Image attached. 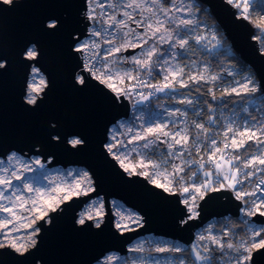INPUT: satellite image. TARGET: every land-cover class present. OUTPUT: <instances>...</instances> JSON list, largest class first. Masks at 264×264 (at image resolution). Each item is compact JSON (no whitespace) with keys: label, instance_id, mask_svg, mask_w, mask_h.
Instances as JSON below:
<instances>
[{"label":"water","instance_id":"water-1","mask_svg":"<svg viewBox=\"0 0 264 264\" xmlns=\"http://www.w3.org/2000/svg\"><path fill=\"white\" fill-rule=\"evenodd\" d=\"M213 15L233 50L254 72L264 94V55L254 37V26L239 18L226 0H198ZM87 0H13L0 3V57L6 70L0 71V157L12 150L38 154L47 166L78 165L91 175L94 191L73 196L39 222L37 245L23 255L10 248L0 249V264H91L109 251L124 254L135 238L152 234L188 246L197 229L208 221L226 216L239 217L241 202L232 191H208L197 203L198 215L190 212L174 192H164L143 176L129 175L105 149L109 129L130 113V101L112 93L88 76V86L74 84L82 72V57L75 42L87 35L90 23L85 15ZM53 18L62 23L57 31L45 30ZM34 45L36 61L23 53ZM137 51L129 48L125 55ZM44 74L47 87L36 105L27 104L32 66ZM70 137L84 140L72 147ZM50 158V159H49ZM49 159V160H48ZM102 197L104 213L100 228L85 219L78 223L80 209L90 199ZM111 199L122 201L140 215L142 226L119 230L114 224ZM264 225V217H251ZM186 221V222H185ZM253 264H264V250L253 253Z\"/></svg>","mask_w":264,"mask_h":264},{"label":"snow or ice","instance_id":"snow-or-ice-1","mask_svg":"<svg viewBox=\"0 0 264 264\" xmlns=\"http://www.w3.org/2000/svg\"><path fill=\"white\" fill-rule=\"evenodd\" d=\"M226 2L239 10V18L252 22L256 28L264 32V23L253 20L248 13L249 0H226ZM0 3L11 5L13 0H0ZM88 4L86 16L93 23V27L89 39L83 42H75L73 48V51L83 58L82 72L75 76L74 84L87 87L88 77L83 74L86 72L88 76L105 85L117 98L130 96L132 92H135L141 99L147 100L152 93L149 92L148 95H144L137 91L138 88L148 87L155 92L163 93L166 90L175 89L177 85L179 88H190L192 84L199 85L202 81L223 80V77L218 74L209 73L206 75L205 73L208 71L206 66L199 72L185 73V67L179 63L170 64V61L176 60L177 50L187 51L191 48L190 42H194L196 45L204 44L205 47L208 44L216 47L220 43L214 31L210 30V35L200 31L205 26L198 18L197 14L201 9L194 3V0H120L118 3L109 2L107 4V8L112 9L111 12L107 11L104 0H88ZM98 8L101 10L100 12H97ZM129 9L131 11H128ZM131 24H135L136 27H131ZM103 25L107 26L104 27ZM59 27H62V23L58 21V18H53L46 24L45 30L55 32ZM137 29H143V31ZM93 37H99L101 40L97 41L92 39ZM255 39L264 45V35L256 36ZM102 44L108 45V47L104 50L101 59ZM161 44L168 45L167 54L161 52L158 47ZM129 48H140L142 50L140 56L128 58L120 55ZM38 55L39 53L34 46L26 48L23 53L24 58L28 61H36ZM261 55H264V51L261 52ZM127 63H131L134 67L123 68V64ZM157 66H160L163 72V82L152 84L145 80L141 73L152 77ZM194 66L195 63H193ZM4 70H6V58L0 57V71ZM32 71L39 74L40 69L33 67ZM239 74L242 73L227 72L228 76L233 77V81L229 87L221 91V103L224 102L225 96H254L260 92V85L255 81L253 75H245L242 80H238L235 77ZM126 80L134 83L126 85ZM40 85L39 88L29 85L32 94L28 96L27 104L36 105L38 103L36 93L47 87V82L43 76L40 77ZM196 92H200L199 87L196 88ZM207 92L214 101L217 100L212 88H208ZM178 103L192 105L194 100L185 97L180 99ZM208 110L209 112L213 111L211 104L208 105ZM244 111L247 112L248 110L245 108ZM177 113L182 116L187 115V112H182L179 108L172 110L169 115L176 116ZM196 115H200V113L197 112ZM208 121L213 125L217 123V119L213 116H209ZM192 123L195 129L207 136L210 129L205 127L204 123L198 121ZM166 128L167 125L162 123L149 126L142 133L134 134L126 143L113 135L112 140L115 142H110L104 147L107 153L118 161L124 172L130 176H143L157 188L169 193L173 192V186H181V194H190L183 201L185 205H189V199L195 201L197 199L196 194H199V198L203 199L204 194L208 191H232L235 199L245 205L241 209L245 216L264 217V120H257L255 116H252L251 120L245 119L242 124L235 120L229 122L223 132L222 147L217 145V140L214 138L205 145L206 149L209 147L211 149L207 163L212 164L214 172L211 170L204 171L203 180L200 179L197 172H191L188 179L192 183L189 186H183L187 175L185 167L173 164V171L169 173L167 167H162L161 163L154 162L146 153H140L141 159L136 164L130 161L129 152H136V149L129 150L128 145L133 144V142L144 141L143 149H149L161 137L165 138L169 157H183V151H173L177 145L185 150L191 146H196V151L199 153L198 136L192 140L190 145L187 127L178 128L175 131H169ZM127 131L132 132V129L129 128ZM150 137L152 139H149ZM68 143L75 148L84 144V140L74 138ZM253 144L256 152L249 154V149ZM7 159L8 165H4L3 161H0V186H2V190H0V212L8 213L10 218L0 219V249L10 248L23 255L29 251V248H34L37 245L36 237L40 233L39 222H51L50 219L46 220L49 212H55L61 203L71 200L73 196L87 195L88 192L94 191V188L88 172L85 171L82 175L76 174L81 176V180H77L76 184L70 186L66 192L64 188L57 185L51 189V192L42 193L40 189L33 190L31 185L25 183L24 188L29 192L35 191V195L24 197L19 186H13V179H21L17 167L27 171L28 166L21 164L15 154L9 155ZM126 161L129 162L126 163ZM167 162L165 160L163 164H167ZM35 163L40 164V161L36 160ZM195 163H199L201 169L204 168L202 162L184 161L185 166ZM189 171H191L190 168ZM181 173H185V175H181ZM257 173L260 174L259 181L250 191L246 182L256 177ZM8 189H12L11 195H5ZM52 193L65 194L53 195ZM2 201L8 203L5 204ZM26 205L30 206L25 207ZM17 207L21 209V212L14 210ZM101 207L103 206L101 205ZM24 212L28 215H23ZM99 215L100 213L97 212V216ZM197 215L198 213H195L189 218L193 219ZM129 218L132 219L131 216ZM87 219L91 220L93 216L88 214ZM85 222V218L78 220L80 225H85ZM133 222L142 226L139 218H135ZM100 226L98 221L95 227L100 228ZM116 227L134 230L128 228V225L117 224ZM22 231L24 235H18ZM231 235L232 233L227 229L222 231L219 236L213 234L200 235L199 242L194 243L190 249L191 264H253V253L264 250V225L255 229L250 228L245 236L230 239ZM131 251H142V249L134 248ZM156 251L180 252L182 249L158 247ZM179 264H185V260L180 259Z\"/></svg>","mask_w":264,"mask_h":264},{"label":"rangeland","instance_id":"rangeland-1","mask_svg":"<svg viewBox=\"0 0 264 264\" xmlns=\"http://www.w3.org/2000/svg\"><path fill=\"white\" fill-rule=\"evenodd\" d=\"M238 10V9H237ZM128 11H131L130 9ZM239 12V11H238ZM248 13L251 15L252 19L264 23V0H257L255 3L252 0H249L248 3ZM139 18V17H137ZM206 26L205 24H202ZM131 27H136L135 24H131ZM207 27V26H206ZM205 29V27H202ZM138 31H143V29H137ZM211 28L207 27V35H210ZM82 40V39H81ZM80 40V41H81ZM151 43V41H150ZM34 45H30L28 48L33 47ZM35 47V46H34ZM159 48L163 47L161 52L167 54L168 53V45L167 44H161L158 45ZM141 49L137 48V51L130 55H125V52H122L120 55L124 57L131 58L132 56L139 57L141 54ZM176 63H179L181 66L182 64L176 57L175 61H170V64L174 65ZM37 67L35 65L32 66ZM134 66L131 63L123 64V68H133ZM192 69L185 71V73L188 72H199L204 67L205 64L193 67V64H191ZM207 67V66H206ZM31 68V73L29 75L28 80V86H27V92L25 94V98L27 99L28 96L31 93L29 85H33L36 88H39L40 85V77L43 76L45 79L44 74L40 71L39 74L33 73ZM38 68V67H37ZM157 72L160 71L161 75L163 76V72L161 71V67H156ZM208 70V69H207ZM210 71H207L205 73L206 75L209 74ZM211 74V73H210ZM214 74V73H213ZM245 76V75H244ZM243 77H240V80H242ZM46 80V79H45ZM129 81L126 80L125 84H127ZM41 92L36 93L37 96L40 95ZM163 95L166 97H169L171 101H161L160 103L152 105V107H142L139 108V104L145 102L146 100H143L141 98L138 99H131L133 105H137L138 109L133 111L130 118L126 119H120L114 124L111 125L108 133V140L106 144L110 142H115L112 140L113 135L116 136V138L120 141H124L125 143L127 140L131 139V137L136 133H142L144 129H146L149 126H155L156 124H165L167 125L166 130L169 131H175L178 128L183 129L187 127L188 129H192L194 131V134L190 135V141L189 144H192V140L196 139L198 136V146H199V153L196 151V146H191L187 150L182 148L180 145H177L173 151H183L184 155L182 158H172L168 156V147L167 143L165 142V138L161 137L160 140L156 141L155 144L149 148V149H143L142 145L144 141H137L133 142V144L128 145V149L135 148L136 152H129L130 161L133 164H136L139 159H141L140 153H146L147 156L153 160L154 162L161 163L162 167H167V170L169 173L173 171L172 165L177 164L181 167H185V170L190 167H198L200 168V165L196 166L197 163L191 164L188 166H185L184 161L185 160H195L199 161L201 159L202 155L209 154L211 151L210 147L206 149L205 145L209 144L210 139L214 138L217 140V145L220 146V144H223V132L225 131V126L233 120L227 116L225 119L223 118L222 113H218V116L220 118V125L221 130L219 136L211 135L210 133L207 134V136L202 133L200 130L195 129L193 125V121H198L205 124V127H207L205 120L201 117L202 107L196 106V97H193L190 93L184 92L182 88H179L177 85L175 89L166 90L163 92ZM190 98L194 100V103L192 105L188 104H181L178 103V101L182 98ZM181 109L182 112H187L186 116H182L179 113H177L176 116H170L169 113L174 109ZM199 112L200 115H196V113ZM193 115V116H192ZM223 122V126H222ZM131 128L132 132H128L127 129ZM208 128V127H207ZM210 129V128H209ZM211 131V130H210ZM77 137H70L69 140L74 139ZM149 139H152L151 137ZM170 142V140H169ZM222 147V146H221ZM189 153H191L189 155ZM15 154L17 159L21 162V164H27L28 170L24 171L23 168L17 167V171L21 175L20 180L13 179V186H19L20 192L23 193L24 197H33L35 195V191L29 192L27 189L24 188V184L28 183L31 185L33 190L40 189L42 193L44 192H51V189L59 185L60 187L65 189V192L69 189L70 186H74L77 182V180H81V176L76 175L77 173H80L82 175L83 172H88V170L83 166L78 165H69L66 167H63L61 165H54V166H47L46 161H43L41 159V156L38 154H30L26 155L24 153H19L15 150L10 151L6 154L4 157H0V161H3L4 165H8L9 161L7 157L9 155ZM50 159V158H49ZM48 159V160H49ZM36 160L40 161V164L35 163ZM168 161L167 164H163V161ZM129 161H126L128 163ZM201 162V161H199ZM139 170V169H138ZM208 169L202 168L201 169V180H203V172ZM149 171L151 169L149 168ZM90 178L91 175L88 172ZM181 175H185L184 173H181ZM191 176V174H188L185 177V183L183 186H189L191 185L192 181L188 179V177ZM92 180V178H91ZM83 184V181H81ZM0 190H2V186H0ZM179 192L181 194V186H173V192ZM12 189H8L5 192V195H11ZM53 195H63L65 193H52ZM189 193L181 194V198L184 201L186 198L189 197ZM197 195V199L195 201H192L189 199V212L190 216H193L197 212V202L199 198V194ZM3 203L7 204V201H2ZM103 201L101 196H97L95 198L90 199L88 202H86L83 207L80 209L78 213L77 220L81 218H87L88 214H91L93 216L92 221L94 224H96L98 221L101 222L103 213H104V207ZM30 205H26L25 207H28ZM111 206L112 211L115 216L114 218V224L115 226L117 224L121 225H128V228L136 227L137 224L133 222L135 218L140 219V223L142 222L141 215L134 209L127 207L122 201L118 199H111ZM17 212H21V209L18 207L14 209ZM97 212L100 213L99 216H97ZM23 215L27 216L28 213L24 212ZM132 217L130 219L129 217ZM10 218L8 216V213L0 212V219ZM213 219L208 221L206 225H203L201 230L198 232L200 235H217L219 236L222 231L227 229L230 231L229 227L226 226L222 229V231L216 230L213 228ZM255 226H252L251 224L248 225L249 228L255 229L260 227L261 225H257L252 222ZM11 227V225H9ZM121 231L128 230L126 228H118ZM231 232V231H230ZM18 235L23 236L24 232L22 231ZM233 237V234L230 236ZM229 237V238H230ZM232 239V238H231ZM199 238L197 240H194L190 245L192 246L194 243H198ZM186 245L182 244L181 242L174 241L168 238L154 236L152 234H145L142 236H139L135 238L131 243L127 246V251L124 254H120L117 251H109L105 253L100 259L97 261L91 263V264H179L180 259L185 260V264H191V262L187 261L183 256H178L175 254L170 253L169 251L166 252H157L156 248L158 247H164V248H179L182 249ZM139 248L142 249V251H131V249ZM111 257V259H108Z\"/></svg>","mask_w":264,"mask_h":264},{"label":"trees","instance_id":"trees-1","mask_svg":"<svg viewBox=\"0 0 264 264\" xmlns=\"http://www.w3.org/2000/svg\"><path fill=\"white\" fill-rule=\"evenodd\" d=\"M254 3L257 0H252ZM194 3L201 9V11L197 14L199 20L202 24H205L208 28H211L214 31L220 41V43L216 47H212L211 44H208L207 47L204 44L196 45L194 42H190L191 48L187 51L185 50H177V58L185 67V71L191 70V64L195 63L197 66L205 64L207 66L208 71L211 74H218L223 77L222 81L216 82H200L199 85L192 84L190 88H182L184 92L190 93L193 97H196V106L202 107L201 117L205 120L208 119L209 116H213L217 119V123L213 126L211 124H207V127L210 128L211 131L209 133L214 136L220 135L221 125H220V118L218 113H222L223 118L225 119L227 116L233 120L237 121V123L242 124L245 119L251 120L252 116H255L257 120H264V94L260 90L254 96H225L223 98V103L220 101V93L224 88L229 87L230 83L233 81L232 76H228V71H233L236 73H242L236 75V79L240 80V77H244V75H253L255 81L257 82L256 76L252 69L247 65V63L233 50H227V45H229V41L224 36V33L220 29L219 25L216 23L213 15L211 14L210 10L202 4L198 0H194ZM253 24V23H252ZM254 25V24H253ZM203 31V28L200 29ZM259 33V29L254 26V35L256 36ZM259 45L261 48L264 46L262 44ZM161 50L163 47L160 48ZM155 78L159 76L157 70L154 71ZM200 88V92H196V88ZM208 88H212L213 92L215 93L217 100H213L211 95L208 94ZM161 101H171L169 97L163 95V93H158L156 98H149L148 105L152 107V105L160 103ZM207 101V103H204ZM211 104L213 111L209 112L208 105ZM247 104V112L244 111L243 107ZM227 115V116H226ZM193 116V115H192ZM124 119V118H123ZM232 120V121H233ZM223 126V122H222ZM191 134H194L192 129H189ZM223 144H220L222 146ZM243 152V150H241ZM256 148L253 144L252 147L249 149V154L255 153ZM258 154V153H256ZM185 170V173L188 175L190 174L195 167H190ZM184 173V174H185ZM186 175V176H187ZM198 175L201 179V170L198 172ZM185 176V177H186ZM213 228L219 231L226 226L229 227L231 233H235L233 238L239 236H245V234L250 229L248 225L255 226L252 222L247 219L246 216L243 217H232L226 216L222 218H215L213 219ZM191 245L185 246L182 248L180 252H174L172 254L183 256L187 261L191 262Z\"/></svg>","mask_w":264,"mask_h":264},{"label":"built area","instance_id":"built-area-1","mask_svg":"<svg viewBox=\"0 0 264 264\" xmlns=\"http://www.w3.org/2000/svg\"><path fill=\"white\" fill-rule=\"evenodd\" d=\"M109 2H112V3H118V2H120V0H104V3H105V5H106V9H107V11H109V12H111L112 11V9H110V8H107V4L109 3ZM88 8H89V4H88V0H87V6H86V10H85V15H86V12L88 11ZM101 10L98 8L97 9V12H100ZM239 10H237V13H238V15H239V12H238ZM87 17V16H86ZM254 20V19H253ZM252 23V22H251ZM104 27H106L107 25H103ZM254 26V25H253ZM92 27H93V23L90 21V23H89V25H88V28H87V35L84 37V38H82V40L81 41H79V42H83L84 40H86V39H89V36H90V31H91V29H92ZM110 31H111V29H110ZM202 32H204L206 35H207V27L205 26V29H203V31ZM259 35H264V32H261V30L259 29V33L256 35V36H259ZM255 35H254V37H256ZM92 39H95V40H97V41H100L101 40V38H99V37H93ZM259 42V41H258ZM101 43H102V41H101ZM108 47V45H103L102 44V48H101V50H100V52H101V59L103 58V55H104V50L106 49ZM260 48H261V46H260ZM231 49H233L232 47H231V45L229 44V45H227V50L228 51H230ZM261 50L262 51H264V46L261 48ZM82 60V66H83V58L81 59ZM156 70V68L154 69V71ZM158 74H159V76L158 77H156L155 78V76L153 75L152 77H148V76H146L145 74H143V73H141V75H142V77L145 79V80H147L148 82H150V83H152V84H156V83H160V82H163V76L161 75V73H160V71L158 72ZM134 82L133 81H129L126 85H131V84H133ZM137 91H139V92H142L144 95H148V93L149 92H151L152 94L150 95V96H148V99L149 98H151V97H153V98H156L157 96H158V93L159 92H155L153 89H151V88H148V87H143V88H138L137 89ZM124 97H126L129 101H130V104H131V108H130V113H129V116L126 118V119H128V118H130V116L132 115V113H133V111H135V110H137L138 109V106L137 105H133L132 104V100L131 99H138V98H140V96H138V95H136V93L135 92H132V94L130 95V96H124ZM148 99L145 101V102H143V103H141V104H139V108H142V107H148L149 105H148ZM247 109L248 108V105L247 104H245L244 105V107H243V109ZM207 124H210L209 123V121H208V119H206V125ZM211 125H213V124H211ZM215 125V124H214ZM213 125V126H214ZM199 161H201L202 163H204V168H206V169H208V170H211V171H213L214 172V168H213V166H212V164H210V163H207V161H208V155L207 154H203L202 155V157H201V159H199ZM198 161V162H199ZM199 165V163H197L196 164V166H198ZM195 167V166H194ZM201 170V168H198V167H195V169L193 170L194 172H199ZM192 171V172H193ZM191 174V173H190ZM259 177H260V174L259 173H257V176L256 177H253L251 180H249V181H247L246 183H247V187H248V190H253V188L255 187V184L256 183H258V181H259ZM179 193V192H178ZM180 194V193H179ZM181 195V194H180ZM233 195H234V192H233ZM235 196V195H234ZM182 199V198H181ZM199 199L200 198H198V201H199ZM249 199H252V198H249ZM183 201V200H182ZM198 203V202H197ZM188 206L189 205H186V207H187V209H188ZM245 207V205L244 204H241V207H240V213H239V217H243V216H245L244 214H243V212L241 211V209L242 208H244ZM189 210V209H188ZM247 217V216H246ZM250 218L251 217H247V219H249L250 220ZM251 221V220H250ZM201 228H203V227H200L199 229H197L196 231H195V234H194V240H197L198 238H199V231L201 230ZM235 236V233H233V237ZM233 237H230V239L232 238L233 239ZM193 240V241H194Z\"/></svg>","mask_w":264,"mask_h":264}]
</instances>
